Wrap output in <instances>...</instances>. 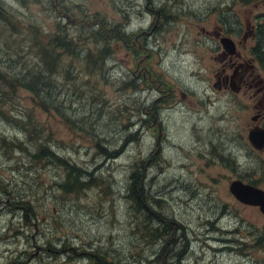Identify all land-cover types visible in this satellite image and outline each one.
<instances>
[{
  "label": "rangeland",
  "instance_id": "obj_1",
  "mask_svg": "<svg viewBox=\"0 0 264 264\" xmlns=\"http://www.w3.org/2000/svg\"><path fill=\"white\" fill-rule=\"evenodd\" d=\"M0 7L10 18L0 19V264H154L156 257L155 264H264V215L228 189L251 174L253 158L235 155L236 171L213 154L217 146L223 157L224 149L237 152L228 144L233 105L210 90L206 112L198 104L213 81L215 31L235 36L262 21L264 0H0ZM57 24L82 49L79 58L61 56L47 86L37 83L61 113L52 116L30 90L6 84L46 75L37 51ZM97 29L110 45L104 74L84 59L104 45L95 42ZM239 120L244 126L242 111ZM39 144L84 171L81 190L58 186L64 166L32 161ZM134 172L145 204L163 220L159 240L133 215ZM17 200L32 207L14 209Z\"/></svg>",
  "mask_w": 264,
  "mask_h": 264
},
{
  "label": "flooded vegetation",
  "instance_id": "obj_2",
  "mask_svg": "<svg viewBox=\"0 0 264 264\" xmlns=\"http://www.w3.org/2000/svg\"><path fill=\"white\" fill-rule=\"evenodd\" d=\"M261 14L260 17L264 19V12ZM258 18H255L256 22H247L243 28L236 31L238 34L235 36L215 31V38L212 37L215 43L210 51L213 66L208 71L213 81L204 87L199 97L201 102L198 104L201 107L200 110L205 112L212 105L209 104L211 96L208 90L217 95L218 100L230 99L233 105V107L230 105V108L233 112L229 114V118L232 123L235 122L236 129L233 130L232 140L228 144L233 145L231 149L237 152H227L226 149L223 151L235 159L234 163L227 160L228 155L223 157L224 154L220 152L221 148L218 146L214 148L213 154L224 165L236 171H239V166L235 155L237 157L248 155L253 158L251 167L253 165L254 167L251 174L244 172L234 179L264 190V64L261 65L259 62L258 35L260 31L257 26L263 19L261 21ZM223 37L231 39L228 44L222 41ZM180 95L182 99L187 96L183 91ZM154 100H157V97ZM211 100L218 101L213 98ZM241 111L245 113L244 126H241L239 120ZM254 207L258 208V206ZM155 262V260L152 261L154 264Z\"/></svg>",
  "mask_w": 264,
  "mask_h": 264
},
{
  "label": "trees",
  "instance_id": "obj_3",
  "mask_svg": "<svg viewBox=\"0 0 264 264\" xmlns=\"http://www.w3.org/2000/svg\"><path fill=\"white\" fill-rule=\"evenodd\" d=\"M250 1L251 0H243V2L245 3H250ZM0 19L7 21L10 20L9 17H5L4 10L2 11V13L0 12ZM257 26L260 31V34L258 35L259 37L258 47L260 48V50L258 51L259 62L261 65H263L264 64V19L261 23H258ZM60 32H62V29L60 27V24H57V30L55 34L52 35L51 37L52 39H50L45 45H41L38 47L37 53L41 59L43 69L46 72L45 76L35 77L33 76L34 73L29 74L28 78L25 76L24 77L15 76L12 81H9L6 84L11 90L16 89L19 86L30 90L35 95L36 100L40 102V105L43 107V110L45 112L50 113L52 116H54L55 114L57 115V112L59 113V115H61V113L59 112V110H57L56 105L51 107L52 111L49 109L50 106L38 94L39 89L36 87L37 83L42 81L44 86H47L49 80L51 82V78L49 76L51 73H54L55 67L57 69L60 68L59 62L61 56L65 54H69L70 56H72V59L79 58L80 56L78 50L82 49V48L77 49L78 47L77 41H74L73 38L67 37V35H62ZM103 33H105V31L97 29L92 33V35L94 38H96V41L94 40L96 43L97 41H101L104 43V45H102L96 51H92L91 49L85 50V55H84L86 65L87 66L93 65L94 68L101 69L98 70L100 72H102V68L105 67L106 65V58L108 57V51L110 50V45L109 43H107L108 41L103 38ZM93 67H89L86 70H88L89 72H94L95 70H97V69H93ZM69 68L74 69V65L69 66ZM65 75L69 76V79H71L70 76L72 75H68L67 73H65ZM5 77L6 76L4 70L0 68V81H3ZM129 82L130 81L124 82V85L128 84ZM105 151L107 152V154H109L107 150ZM117 155H118L117 153L111 152L109 156L111 158H115ZM30 157L34 162H38L43 159H46L51 162H54L55 164H59L65 167V169L67 170L66 179L64 182L58 184V186L63 190L64 193L75 192L76 190L79 189L81 190L84 187L83 185L85 184V181L82 180V176H83L82 172L84 171H82L80 168H77L75 165L69 163L64 158L59 157L51 149L50 145L39 144L36 151L30 153ZM143 190H144V185L142 181V176L137 172L136 173L134 172L131 176L130 186L128 188V196L134 203V206L132 207L133 215L135 217L138 216V214L142 215L143 217L142 223H144L143 226L148 231V233L150 232L149 236L152 237V240H155L157 238L159 240L161 239L160 237L163 236V234H161V231L159 230V226L161 225V223H163L162 222L163 220L161 218H158L157 215L150 210L149 206L145 204V199L143 197ZM17 201L18 204L15 205L14 209L25 210L26 207L28 209L32 207L30 200H26V201L17 200ZM33 214L30 212L31 216ZM24 216H26V213L24 214ZM156 222H158V225L153 226V224ZM162 248H164V246L161 247L158 253V256L161 257V259L164 257V252ZM181 254L182 252L176 254L178 261ZM154 260L157 262L158 257H156ZM101 264H107L104 258L101 260ZM162 264L165 263L163 262Z\"/></svg>",
  "mask_w": 264,
  "mask_h": 264
},
{
  "label": "water",
  "instance_id": "obj_4",
  "mask_svg": "<svg viewBox=\"0 0 264 264\" xmlns=\"http://www.w3.org/2000/svg\"><path fill=\"white\" fill-rule=\"evenodd\" d=\"M225 44L231 40L228 37L222 38ZM230 192L241 202L257 205L264 213V191L252 185L245 184L239 180H234L229 185Z\"/></svg>",
  "mask_w": 264,
  "mask_h": 264
}]
</instances>
